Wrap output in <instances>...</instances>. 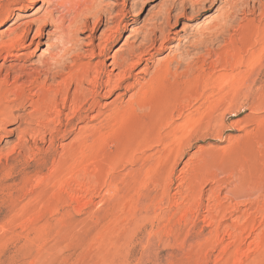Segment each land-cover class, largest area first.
Masks as SVG:
<instances>
[{
    "label": "rangeland",
    "instance_id": "374dc122",
    "mask_svg": "<svg viewBox=\"0 0 264 264\" xmlns=\"http://www.w3.org/2000/svg\"><path fill=\"white\" fill-rule=\"evenodd\" d=\"M97 1L90 27L71 32L74 54L97 55L106 47L92 62L112 70L136 50L132 77L114 68L101 110L132 102L161 62L187 50L180 81L198 85L183 97L166 88L168 101L162 91L119 128L105 116L76 118L68 134L56 128L55 114L30 106L0 121V264H264V0ZM82 2L65 1L66 26ZM172 4L171 42L148 65L139 63L137 54ZM18 7L0 19V39L34 21L29 44L50 8L42 1ZM47 37L27 48L28 62L1 57L2 75L23 64L35 70L48 45L58 53ZM85 56L79 63L90 60ZM234 73L239 83L220 85ZM169 108L175 125H152L163 111L170 116ZM87 122L103 127L85 139L79 127Z\"/></svg>",
    "mask_w": 264,
    "mask_h": 264
},
{
    "label": "bare ground",
    "instance_id": "6f19581e",
    "mask_svg": "<svg viewBox=\"0 0 264 264\" xmlns=\"http://www.w3.org/2000/svg\"><path fill=\"white\" fill-rule=\"evenodd\" d=\"M40 1L43 2V5L47 4L48 8H50L46 13L43 25H40L37 29H35V33H33L34 35L29 44L28 42L31 37L33 24L35 23L34 21H26L20 24L18 29H21V31L16 33L14 32L12 36H7L6 33L3 34L2 38L0 39V58L3 57L5 61H9L11 58H15L17 60H24V62H28V58H30L31 55L28 56L25 51L31 44L37 43V45H39L45 36H48V40L55 39V45L57 48H60V51L54 54L52 51L54 47L52 45H48L47 50H51L43 52V58L41 57L38 65L36 64L37 68H35V70H32L31 72L29 71L28 64L20 65V67H18L17 69L15 68L16 70L14 69L15 71L13 72L11 71L12 69L10 70L11 72L9 70H6L7 73H4V75H2L3 73H1L0 71L1 122L7 123L11 118H13L14 110L18 108V106H20L21 108L30 106L37 112L45 113V116L48 117H50L52 114H55V117L52 118V121L58 122V127L56 128L61 130L62 127L65 126V130L66 132H68V134H71L76 129L77 124L74 122L76 118L86 121L89 118L98 119L102 116H105L108 121H113L119 128V125L122 126L126 124L129 119H132L130 118L131 115L137 114L136 112H138L137 110L139 108H144L149 104H151L152 106V104H154L153 99H158V96L162 95V91L163 95H165L162 96L166 98V100L170 99L168 98L170 96L167 97V95L169 94L167 90L168 87L173 89V91L176 90V92L179 93L180 97H183L188 93L190 89H193V87L195 86L194 83L185 84V82L181 83L180 81L181 73L178 72V68L191 55L190 50H187V52L181 54L178 57H175L174 59L167 58V60L161 62L159 66H157V68L154 70L151 77L136 90L134 96L137 97H134L135 99L132 102L130 101V103H128L127 105L116 104L109 110V112L101 110L99 98L102 92L111 85V81L114 76V68H119L121 69V73H123V75H127L129 73L130 75L128 77H132L133 62H130V60L136 53L135 48L133 47L129 54L123 57L120 62L115 63L112 70L106 68L105 63L101 64L100 62H97L94 64L92 62V59H94L96 56H100L106 52V47L104 48L105 50H101L97 55L95 51L90 52V54H87L86 56L74 54V51L76 50V36L74 34H71V32L75 29V27L80 26V28L84 27L86 29L90 27V14L92 13L93 9H96V6L98 4L97 0H85V2H82L81 4L78 3L76 14L69 20V24L67 26L65 24L68 20L70 11L69 9H66L67 11L64 10L66 7V0L0 1V19L8 16L10 13L14 15L16 14L14 10L13 12L11 11L12 5L20 6L18 8L22 9L28 6V4L38 3ZM210 1L213 5L217 4L218 2V0ZM63 7L64 9H61ZM175 7V4H172L168 9V14L166 17L167 19L161 27L152 28L151 35H148V39L151 40V43L147 47H145L146 49L144 51H141L137 54L139 63L146 61V64L148 65L154 55L157 54L160 50L167 48V44L171 42L173 34L172 28L170 26V22L172 19L171 12ZM184 9L185 11H187V7H185ZM195 9L196 8H193L192 11H194ZM56 12L60 13L56 15ZM83 19L85 20V22L83 21ZM18 20L19 19L17 17L14 18L11 21L10 25L6 27V32L11 31L13 29V26L18 23ZM38 20L40 19H37L36 21ZM101 24L102 15L100 14V17H98V19L94 22V25L100 26ZM48 26L54 28L53 31H47ZM158 33L160 37L158 36ZM146 39L147 38H145V40ZM159 39L161 40V43L159 44V46H157L156 42ZM47 42V44H50L49 41ZM26 55L28 58H26ZM84 56L88 57L90 60L87 62L79 63V61ZM174 63H177L175 65L176 68L172 67ZM199 68H202L203 70L202 66H199ZM221 78L222 80L220 81V85L223 87L225 85H236L241 80L239 74L235 73L228 75L225 74ZM139 84L140 82L137 81L134 85L131 84V86L133 89H136ZM120 86L121 85L119 84L117 88ZM164 90H167V95L164 94ZM175 95L171 98L174 99ZM156 96L157 98H155ZM172 102L176 103V101ZM171 108L173 109L172 106ZM66 109L70 110L73 115L71 116L69 112L65 114L64 111ZM162 110H164V108L160 111ZM165 111H163L164 114L160 112L161 114H159L157 118L161 117V119H158L159 121H155V123H153L152 125L158 126L162 124L167 129L175 125L176 121L175 119H173V110L170 116H167V112L165 113ZM94 112H96V114L91 115V113ZM64 115L69 117H67L68 121L66 123H63L64 120H62V117ZM46 121H48V119ZM48 122L50 123V121ZM187 124L188 120H185L183 123L177 125L176 128H184ZM102 127L103 126H99L96 124L89 125V122H87L84 126L79 128L83 132L85 131V139H87L89 137L88 132L98 130ZM179 149L180 148H178L177 152L179 151ZM167 153L169 154V152ZM179 153L180 152H178V154Z\"/></svg>",
    "mask_w": 264,
    "mask_h": 264
}]
</instances>
